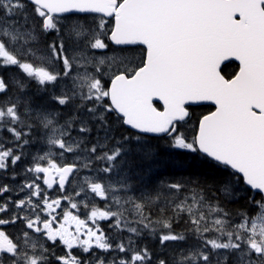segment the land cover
I'll return each mask as SVG.
<instances>
[{
	"label": "snow or ice",
	"instance_id": "6c2138e0",
	"mask_svg": "<svg viewBox=\"0 0 264 264\" xmlns=\"http://www.w3.org/2000/svg\"><path fill=\"white\" fill-rule=\"evenodd\" d=\"M0 264H264V0H0Z\"/></svg>",
	"mask_w": 264,
	"mask_h": 264
},
{
	"label": "trees",
	"instance_id": "16d2710c",
	"mask_svg": "<svg viewBox=\"0 0 264 264\" xmlns=\"http://www.w3.org/2000/svg\"><path fill=\"white\" fill-rule=\"evenodd\" d=\"M234 66V65H233ZM179 171H182V170H177V172H179Z\"/></svg>",
	"mask_w": 264,
	"mask_h": 264
}]
</instances>
